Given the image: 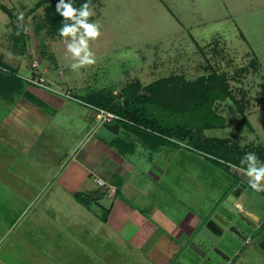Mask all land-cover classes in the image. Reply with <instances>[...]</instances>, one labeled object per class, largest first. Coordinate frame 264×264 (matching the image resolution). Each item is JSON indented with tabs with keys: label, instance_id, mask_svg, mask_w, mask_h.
I'll list each match as a JSON object with an SVG mask.
<instances>
[{
	"label": "rangeland",
	"instance_id": "rangeland-1",
	"mask_svg": "<svg viewBox=\"0 0 264 264\" xmlns=\"http://www.w3.org/2000/svg\"><path fill=\"white\" fill-rule=\"evenodd\" d=\"M39 1L2 0L0 24H11L12 21L2 6L13 9L18 18L22 16V21L18 23L26 29L30 50L42 53L46 50L48 60L52 55L56 61L54 64L49 61L47 64L43 59L46 66L49 65V68L46 67L47 74L54 81H59V85L63 83L73 90L76 97H81L86 90H97L95 92L103 96L110 93L113 96L110 107L116 109L123 103V90L133 84L145 87L170 76H181L187 82H194L201 76L215 73L226 79L230 97L213 106L223 122L214 129H201V139L207 141L208 147L219 149L232 159V173L213 163V156L195 150L187 143L178 142L181 145L180 153L176 151L173 160L167 153L163 158L164 164L156 172L148 164H138L140 167L137 169L146 171L149 180L144 177L140 179L137 177L138 171L134 172V178L137 177L134 183L140 191V197L144 201L149 200L151 207L163 202L164 207L170 210L191 207L208 209L214 204L216 210L223 203L218 201L216 204V200L224 197V191H232V187L238 184L239 180L235 176L246 173L247 169L243 167L248 165L241 163L245 154L255 153L258 159L264 160V0L93 2L89 4L94 11L89 22L98 23L101 31L97 40L89 42L96 62L77 71L71 68L76 61L67 53L65 38L49 36L45 30H38L49 5L45 3L30 12ZM2 35L1 31L0 39ZM163 83L164 93V89L169 91L168 98L165 95L164 99L181 112L180 96L173 90L180 82L172 80ZM167 101H163V104ZM140 138L137 144L143 145L141 153L144 154L152 142L146 141L145 137ZM124 141L129 143L130 139ZM141 157L138 150L133 159H129ZM158 172L163 173L162 176ZM103 189L105 194L111 195L108 185L104 184ZM261 200L264 204V197ZM40 201L43 200H38L37 206ZM110 202L109 199L89 202L93 214H88L74 199L67 196L54 199L57 215L54 225L64 230L65 237L61 238L64 241L60 240L64 243L55 242L53 248H47L50 254L58 255L60 252V255L78 256L84 250L87 255H100L101 251L110 249L113 259L109 262L100 259L96 264H153L149 257L140 254L137 241L133 247L128 246L131 243L126 239L132 232H107L105 227H100L97 215L105 217ZM57 204L63 205V213ZM134 205L139 207L136 201ZM66 213L68 216L61 221L58 216ZM139 234L133 232L135 236ZM197 236L203 243L213 244L201 233H197ZM233 241L231 235L226 233L214 246L227 250ZM94 242L101 244L94 246ZM83 243H88L87 247ZM237 246L241 247L240 244ZM248 247L241 252L244 254ZM255 248H251L258 261L255 264H264V252L256 251ZM12 249L7 251L8 254L12 251L20 255L29 252L24 247L19 248L17 253V248ZM38 253H44V250L39 248ZM184 253L193 255L189 248H185ZM103 258L108 259L105 255ZM234 262L237 263V258Z\"/></svg>",
	"mask_w": 264,
	"mask_h": 264
},
{
	"label": "crops",
	"instance_id": "crops-1",
	"mask_svg": "<svg viewBox=\"0 0 264 264\" xmlns=\"http://www.w3.org/2000/svg\"><path fill=\"white\" fill-rule=\"evenodd\" d=\"M1 8L11 12V15L5 13L12 21L11 24H0V32H3L0 39V264H96L100 259L102 262L113 259L110 249L101 251L100 255H87L84 250L78 256L60 255V252L50 254L47 248H53L55 242L64 243L60 240L64 241L61 238L65 237L64 230L54 225L57 215L53 201L66 196L74 199L88 214L92 213L89 202L109 199L106 219H103L104 215H97L100 227H105L107 232H132L126 239L131 243L128 246L133 247L137 241L140 254L149 257L153 264H171L190 243L204 244L197 233L208 223L220 231L219 223H225L223 220L229 215L223 203L217 205L216 210L214 204L208 209L170 210L163 202L151 207L149 200L140 197L134 182L137 177L149 180L150 176L137 169L138 164H148L156 172L164 164L167 153L173 160L176 151L180 153L181 145L160 144L121 121L95 126L94 113L86 104L96 100L97 90H86L81 97H76L73 90L51 79L46 71L49 65L45 62L54 64L56 61L52 55L46 59V50L43 55L34 51L39 53L42 72L50 89L31 85L28 78L33 73L29 67L32 50L25 27L18 23L22 16L18 18L8 7ZM68 91L72 99L63 95ZM140 137L152 142L144 154L141 153L143 145L137 144ZM127 139H130L129 143L124 141ZM136 148L141 159H129L138 153ZM135 170L139 175L136 178ZM158 174L162 176L163 173ZM97 179L114 187V193L105 194ZM77 193L88 199L87 205L76 200ZM223 194L216 204L224 202L233 192L230 189ZM263 197L264 191H254L249 186L237 198L235 203L247 222L238 219L237 233L225 230L219 237L218 241L228 233L234 239L229 250L221 248L228 258L226 264H234L236 258V264H255L258 261L251 248L264 252L261 249L264 240ZM40 199L43 201L37 206ZM135 201L139 207L134 205ZM57 205L63 213V205ZM67 216L68 213L60 214L58 218L64 221ZM133 232L140 234L135 236ZM99 244L94 242V246ZM246 246L250 247L243 254L241 251ZM23 247L28 248V254L7 252L17 248V253ZM39 248L44 253H38ZM229 251H232L231 255ZM104 255L108 259H104Z\"/></svg>",
	"mask_w": 264,
	"mask_h": 264
},
{
	"label": "trees",
	"instance_id": "trees-1",
	"mask_svg": "<svg viewBox=\"0 0 264 264\" xmlns=\"http://www.w3.org/2000/svg\"><path fill=\"white\" fill-rule=\"evenodd\" d=\"M97 1L99 0H65V3L70 2L74 8L79 9L85 3L91 4ZM59 2L60 0H41L30 10L34 12L45 3H49L43 23L38 29L45 30L49 36L61 37L59 29L63 27V23H72L71 20L64 21V18L56 11ZM4 10L11 15L8 9L4 8ZM172 80L180 82L173 90L180 96L181 112L164 99L165 95L168 98L169 91L164 89L166 90L164 93L163 82ZM227 97H230L227 81L224 76L215 73L201 76L194 82H187L181 76H170L145 87L130 85L123 90V103L116 109L110 107L113 101L110 93L106 96L97 95L95 101L87 103L115 112L121 118L118 121L126 123L160 144L187 143L195 150L213 156V163L232 173V159L227 157L225 152L208 147L207 141L201 139V129H214L223 122L213 106ZM163 101L167 103L163 104ZM263 164V158L258 159L257 166ZM243 168L247 169V167ZM75 198L82 204L88 203V199L83 198L81 194H75ZM261 249L264 251V240L261 242Z\"/></svg>",
	"mask_w": 264,
	"mask_h": 264
},
{
	"label": "clouds",
	"instance_id": "clouds-1",
	"mask_svg": "<svg viewBox=\"0 0 264 264\" xmlns=\"http://www.w3.org/2000/svg\"><path fill=\"white\" fill-rule=\"evenodd\" d=\"M56 11L64 18V21H72L70 24L63 23V27L59 29L60 36L65 38L67 53L71 54L76 61L71 68L77 71L82 67L95 64V55L90 50L89 42L97 40L101 36V31L98 23L89 22V17L94 15L89 4L85 3L81 8L76 9L70 2L65 3V0H60ZM241 163L248 165L245 174L250 178V187L254 191H264V165L257 166L256 154L246 153Z\"/></svg>",
	"mask_w": 264,
	"mask_h": 264
},
{
	"label": "water",
	"instance_id": "water-1",
	"mask_svg": "<svg viewBox=\"0 0 264 264\" xmlns=\"http://www.w3.org/2000/svg\"><path fill=\"white\" fill-rule=\"evenodd\" d=\"M241 175L243 176L246 174L243 172ZM245 181H247V183H242L240 190H238L235 194H231L230 196H228L227 199L223 202V207L227 211H229V215H227V219L223 220L225 221V223L224 222H222V224L219 223L218 226L220 231L217 232L216 230H214V228L211 226L210 223L205 225V227L200 230L201 232L199 231V234L201 233L203 236L208 238L209 241L213 243V245L217 243L219 237L223 234L225 230H229L228 232L231 233H237L236 231H238V229L236 228V225L238 224V219L247 222L245 217L240 214L241 213L240 207L237 206L235 203L237 198L242 194V192L246 190L248 186H250V178L246 179ZM215 247L217 248L216 250H218L219 253L225 255L224 252H221L220 247L219 248L217 246ZM188 248L191 250V252H193L194 255L197 256V258L200 259L205 258L206 252L201 246H198L195 243H190ZM225 258H226L225 260L228 261V258L227 257ZM209 261L211 262V260ZM209 261L203 260L200 264H215L214 262L210 263ZM174 264H181V263L175 262Z\"/></svg>",
	"mask_w": 264,
	"mask_h": 264
},
{
	"label": "built area",
	"instance_id": "built-area-1",
	"mask_svg": "<svg viewBox=\"0 0 264 264\" xmlns=\"http://www.w3.org/2000/svg\"><path fill=\"white\" fill-rule=\"evenodd\" d=\"M2 2V0H0V3ZM30 56H31V69H32V75L28 78V82L33 85V86H37V87H41V88H46V89H50L49 84L47 83V80L41 70V64L39 61V55L36 51L32 50L30 52ZM63 95L67 98H73L70 92H64ZM87 107H89L92 112L94 113V123L95 126H102V125H106V124H110L114 121H118L121 118L113 111L110 110H106L97 106H94L92 104H86ZM97 183L100 186H103L105 183L101 180L97 179ZM110 187V191L111 194L114 193L115 189L112 186Z\"/></svg>",
	"mask_w": 264,
	"mask_h": 264
},
{
	"label": "flooded vegetation",
	"instance_id": "flooded-vegetation-1",
	"mask_svg": "<svg viewBox=\"0 0 264 264\" xmlns=\"http://www.w3.org/2000/svg\"><path fill=\"white\" fill-rule=\"evenodd\" d=\"M237 177L239 179V182L233 188V190H232L233 194H235L238 190H240L241 184L247 183V181H245V180L248 179V177L246 175L242 176L241 174H239V176H237ZM244 191H246V190H244ZM244 191L242 192V194L244 193ZM198 246H201L206 252V256L204 259L197 258V256L194 254L193 255H189V254L186 255V253H183L178 259L174 260L171 264H174L175 262H179L181 264H200L203 260H208V261L211 260V262H214L215 264H226L227 263V261L225 260L226 256L222 255V253H219L218 250H216L217 248L213 244L209 245V244L204 243V244L198 245ZM220 250H221V252H224L222 249H220Z\"/></svg>",
	"mask_w": 264,
	"mask_h": 264
}]
</instances>
